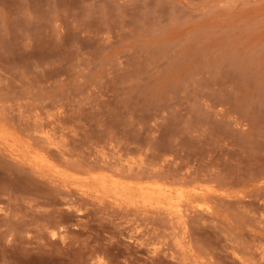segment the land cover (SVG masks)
Masks as SVG:
<instances>
[{"label": "rangeland", "instance_id": "1", "mask_svg": "<svg viewBox=\"0 0 264 264\" xmlns=\"http://www.w3.org/2000/svg\"><path fill=\"white\" fill-rule=\"evenodd\" d=\"M0 131L208 206L82 199L0 141V264H264V0H0Z\"/></svg>", "mask_w": 264, "mask_h": 264}, {"label": "bare ground", "instance_id": "2", "mask_svg": "<svg viewBox=\"0 0 264 264\" xmlns=\"http://www.w3.org/2000/svg\"><path fill=\"white\" fill-rule=\"evenodd\" d=\"M1 133H3V132L0 131V141L2 142V144L4 142L5 145L9 146L11 148V150H13L14 154H16L14 156V158L17 156L16 158H18V159L20 158L21 159L20 161L25 160L24 164H26L29 167V169L39 173L38 176L49 178L52 181V183H54L58 187H59V185L62 187V189L64 187V190H65L64 192H66V193L67 192H73V190L70 191V189L72 188V189H75L77 191V193L75 192L74 195L78 194L79 197L82 199H86V198H92L93 199L94 196H96V197L100 196L101 200L98 199L100 197H98L97 199L100 200L101 203L103 201H106L108 203L107 200H111L110 202L113 203L111 205H115V207L114 206H112V207H114L116 209L117 208L119 209L121 207V210L124 209L123 207H126V209H127L126 211L129 210L128 208H132L134 211H130V212H133V214L135 211H136L135 213H137V212L140 213L142 211V213H140L141 216L143 213L147 214L150 211H152L151 214H156V216H157V213H154V211H153V210H156L158 212V214H160V213L163 214L162 212H164V214H163L164 216H165V214H169V215L175 214V216L177 215L180 218H183L185 215H188V214H185L186 213L185 208H188V210H190L191 209L190 207H192V209L195 207L199 210L208 211V206H203V205L199 204L198 202L195 203L196 201H194V199H192V198H190V199L188 198L186 200L173 198V194L175 191L171 187H166V186H163L161 184L149 183V182H146L145 180L143 181L142 179H139V178L137 181L129 180L128 179L129 177L128 178L126 177L127 179H123L125 177L122 176L123 177L122 178L121 176H118V174H113V173L112 174L107 173V175H106L105 172H101V173H99L100 171L98 173L93 172V171L91 172V170L88 169L89 165L87 166V170H88L87 173H89V174H87L85 172L87 170L82 171V170L77 169L79 173L83 172V174H84V172H85L86 175L85 174L83 175L82 173L79 174L77 172V170H76L77 173L71 172L73 170L74 166L72 167V169H70V171L67 170V168L65 169V167H64V169H62L63 167H60L59 164L56 163L58 161L54 162V160H52L48 157L50 154L46 155V152H42L43 150L32 152L31 150H33L34 148L32 149L27 144H26L27 146H25L24 148L22 147L20 149H16L14 147V145L8 144L9 139L7 138L8 137L7 134H5V133L1 134ZM50 150L48 152H51ZM13 152H12V154H13ZM51 154H52V152H51ZM69 165H70V163H69ZM61 166H63V165H61ZM65 166H66V163H65ZM82 166H83V164H82ZM78 167H76V168H78ZM69 168H70V166H69ZM84 168H82V169H84ZM90 168L92 169V166ZM90 184H94L97 187V189L94 186L93 187L90 186ZM201 192L199 194H201ZM195 195H196V193H195ZM104 199H107V200H104ZM198 199H199V197H198ZM67 205L70 206L69 208L76 207V209L79 210V208L77 206H73V205H76L73 202H71V203L67 202ZM184 206H185V208H184ZM159 211H162V212H159ZM138 213L136 215H138ZM140 214H139V216H140ZM149 215H150V213H149ZM153 216H155V215H153ZM164 216L162 218H164ZM165 217H167V215ZM180 218H177V219H180ZM162 220H164V219H162ZM171 220L173 221V219H171ZM170 221H169V223H170ZM179 222H181V221L179 220ZM55 226H56V224H55ZM166 226H168V225H166ZM174 236H176V235H174Z\"/></svg>", "mask_w": 264, "mask_h": 264}]
</instances>
